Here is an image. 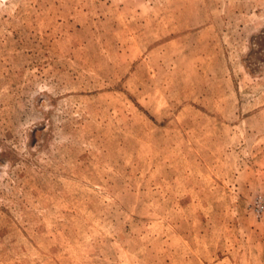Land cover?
Masks as SVG:
<instances>
[{
  "label": "rangeland",
  "instance_id": "374dc122",
  "mask_svg": "<svg viewBox=\"0 0 264 264\" xmlns=\"http://www.w3.org/2000/svg\"><path fill=\"white\" fill-rule=\"evenodd\" d=\"M0 264H264V0H0Z\"/></svg>",
  "mask_w": 264,
  "mask_h": 264
}]
</instances>
